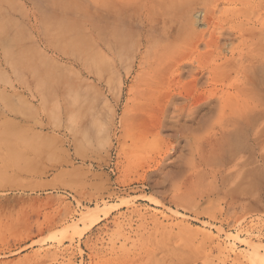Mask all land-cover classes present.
Here are the masks:
<instances>
[{
  "label": "rangeland",
  "instance_id": "1",
  "mask_svg": "<svg viewBox=\"0 0 264 264\" xmlns=\"http://www.w3.org/2000/svg\"><path fill=\"white\" fill-rule=\"evenodd\" d=\"M0 264H264V0H0Z\"/></svg>",
  "mask_w": 264,
  "mask_h": 264
},
{
  "label": "bare ground",
  "instance_id": "2",
  "mask_svg": "<svg viewBox=\"0 0 264 264\" xmlns=\"http://www.w3.org/2000/svg\"><path fill=\"white\" fill-rule=\"evenodd\" d=\"M7 50V49H6ZM20 56V55H19ZM232 63V62H231ZM85 65V64H84ZM173 173V172H172Z\"/></svg>",
  "mask_w": 264,
  "mask_h": 264
}]
</instances>
